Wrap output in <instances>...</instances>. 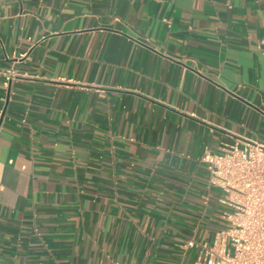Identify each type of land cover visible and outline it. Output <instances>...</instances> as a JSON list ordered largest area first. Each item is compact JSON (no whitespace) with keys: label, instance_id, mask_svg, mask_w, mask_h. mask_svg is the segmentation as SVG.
<instances>
[{"label":"crops","instance_id":"obj_1","mask_svg":"<svg viewBox=\"0 0 264 264\" xmlns=\"http://www.w3.org/2000/svg\"><path fill=\"white\" fill-rule=\"evenodd\" d=\"M262 39L264 0H0V264H192Z\"/></svg>","mask_w":264,"mask_h":264},{"label":"built area","instance_id":"obj_2","mask_svg":"<svg viewBox=\"0 0 264 264\" xmlns=\"http://www.w3.org/2000/svg\"><path fill=\"white\" fill-rule=\"evenodd\" d=\"M5 74L8 81L15 71ZM202 160L210 186L221 191L225 225L201 244L192 264H264V142L236 137Z\"/></svg>","mask_w":264,"mask_h":264}]
</instances>
